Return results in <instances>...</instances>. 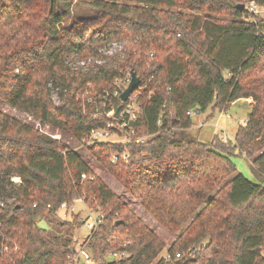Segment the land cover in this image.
I'll list each match as a JSON object with an SVG mask.
<instances>
[{
	"label": "trees",
	"instance_id": "obj_1",
	"mask_svg": "<svg viewBox=\"0 0 264 264\" xmlns=\"http://www.w3.org/2000/svg\"><path fill=\"white\" fill-rule=\"evenodd\" d=\"M248 1L264 8V0H0V264H71L81 215L65 235L38 220L78 200L103 215L84 244L98 264H264V21ZM115 44L123 56L106 54ZM133 73L142 109L135 138L81 144L90 162L2 110L82 142L111 128L106 113L125 104L107 92ZM91 89L96 105L80 96ZM241 99L252 110L234 141L205 144L189 132V113L228 111ZM123 152L129 159L113 164ZM236 155L251 160L258 181L236 174ZM135 206L175 237L172 245ZM122 252V261H107Z\"/></svg>",
	"mask_w": 264,
	"mask_h": 264
},
{
	"label": "rangeland",
	"instance_id": "obj_2",
	"mask_svg": "<svg viewBox=\"0 0 264 264\" xmlns=\"http://www.w3.org/2000/svg\"><path fill=\"white\" fill-rule=\"evenodd\" d=\"M253 4H256V3L249 2V1L246 3L248 8H250ZM252 13L255 14L258 20L264 21V8L259 7L257 12H252ZM120 50H121L120 44L119 45L116 44L113 47V49H111L110 51L112 55H110L109 53L108 54L110 56H115V55L123 56ZM150 64H151V61L148 60V68L150 67ZM77 66L79 68H82L83 65L77 64ZM122 84L125 85L124 79L120 80L119 82H116L115 89H117V85L121 86ZM88 88H92V85H89ZM80 96L83 98L84 102L88 104L96 105L95 104V93L93 92L92 89L85 92L83 95H80ZM53 99L57 106L61 104L56 93L53 94ZM2 110L5 113L21 120L24 124L32 125L33 127H35V129H38L41 133L47 134L51 137H57V140L62 141L63 143L69 145L72 149L76 150L81 156H83V158L86 161L90 162V160H92L91 155L88 152V150L82 146L84 144L83 141L78 142L70 134L61 131L59 128H55L50 124L41 123L39 120L34 119L32 116L26 113H22L14 108H11L10 106L4 105L2 106ZM251 110H252V107L250 105V102L248 100L241 99V100L234 102L228 111L213 110L210 107L204 113L194 112V114L192 115L194 125L190 129L189 132L193 136L199 138V140L205 144H211L215 140V138L222 140V141L224 138H227L229 141H234L239 127L246 123V121L248 120L249 114L251 113ZM108 113H106V117H108L107 116ZM116 113H117V110H115V113L112 117L114 118L115 123L114 124L111 123L110 125L111 128L109 129L112 132L110 139L112 141L122 142L120 144L126 145L130 143L131 140L126 132H122L118 128L117 123H116V118H118L119 115H116ZM137 138L147 140L149 137L148 136L141 137L137 135ZM232 161L234 162L235 167H236V174H243L246 178L252 181H258L252 171L251 160L249 158L236 155L232 157ZM91 164L93 165L92 168L95 170V173L98 176H100L110 186L111 189H113L120 196H123L126 194L124 188L119 184V182H117L107 172L102 170L97 163H95L94 161H91ZM0 204H1V201H0ZM72 206L75 208L74 213L61 209L59 210L58 216L56 218H51L48 211L47 210L44 211L40 215L39 220H38L39 227L44 228L52 232L55 235H65L67 231L69 230L70 226L65 227L64 224L66 222H73L74 221L73 215L75 216V215L80 214L81 215L80 221L81 219L83 218L86 219L90 216H92L93 218H97L98 216V214L94 212L92 209H90L88 206H86L83 201H76L74 205ZM135 207H137L135 209L138 211L140 216H142L153 227L154 226L155 228L157 227L156 225L157 223L153 221V219L149 216L148 213L143 211L140 206H135ZM156 230L160 234L162 239L166 242L167 248L170 245H172V243L175 241V237L172 236L163 227H158V229L156 228ZM91 233L92 231L85 224H83L79 229L78 228L76 229L74 233V237H73V242H74L73 244L76 250L84 249L85 252L89 254L90 256L92 255L87 250L88 249L87 246L84 244H86L87 238L91 235ZM166 255H167V249L163 252L162 256H166ZM106 259L108 262L115 261L114 258L109 255L106 257ZM79 264H87V263L85 262V259L82 258ZM90 264H98V263L93 261Z\"/></svg>",
	"mask_w": 264,
	"mask_h": 264
},
{
	"label": "built area",
	"instance_id": "obj_3",
	"mask_svg": "<svg viewBox=\"0 0 264 264\" xmlns=\"http://www.w3.org/2000/svg\"><path fill=\"white\" fill-rule=\"evenodd\" d=\"M258 9H259V6L256 5V4H253L249 8V10L251 12H257ZM113 47L111 49H113ZM111 49L108 52L110 55H112V53L110 52ZM120 52H122V46H121ZM108 53H106V54L108 56H110ZM115 56H110V57H115ZM151 56H153V54ZM105 62H106L105 60H95L94 61V63L96 65H98V66L105 65ZM89 63L90 62H85L84 61V62H80V63H77V64L83 65L82 68H85V67L87 68ZM77 64L73 65L74 69H78L79 68L77 66ZM123 79L125 80V85L124 84H122L121 86L117 85V89H115L113 93L109 94L107 92L108 96L112 95L114 98H119V100H120L121 95L129 87V85H130V83L132 81V74H126L123 78L117 79L116 82H119L120 80H123ZM136 92L133 93L134 96H132L133 94L131 95V97L129 98V100L127 102H122L120 100L123 104H125V107L122 110H120V112L118 114L119 116H118V118H116V123H117L118 128L122 132H126L128 134V136H129L130 140L135 138L136 128L134 127V124L138 121V118H139V116L141 114V110H142L141 109V104H140V102H139V100L137 98V96H140V93H136ZM114 113H115V110L113 109L110 113L107 114V116L112 118ZM193 114H194V112L193 113H189L190 116H192ZM113 124H112V126H113ZM111 135H112V132L109 129L93 130L89 134V136L86 139L83 140V143L85 145H89V146H92V145H94L96 143H103V142H106V143H122V142H118V141L117 142L116 141H112L110 139ZM52 138L57 139V137H52ZM109 140L112 141V142H110ZM145 141H146L145 139L136 138V142H138V143L139 142L140 143H144ZM223 141L225 143H227L228 139L224 138ZM128 159H129V153L123 152L120 155H114L111 158V162L113 164H117V162H119L120 160L127 161ZM82 177H83V179H85L86 175H83ZM13 181L15 183H19L21 181V179L20 178H14ZM78 201H82V200H78ZM61 209L66 210V211L71 212V213L75 212V208L73 206H69L67 203H63L61 205V207H60V210ZM96 213L98 214L97 218H93L92 216H90V217H88L86 219H84V218L81 219V221L91 231L96 230L100 226L102 221H103V215L98 213V212H96ZM110 256H112L115 261H122L127 255H126V253L122 252V253H112ZM165 257L169 258V256H167V255ZM179 257H180V255L178 254L177 258H179ZM82 258L85 259V262L87 264H90V263L93 262L92 257L89 254H87L84 249H81V250H77V254L72 258L71 264H79L80 260Z\"/></svg>",
	"mask_w": 264,
	"mask_h": 264
},
{
	"label": "water",
	"instance_id": "obj_4",
	"mask_svg": "<svg viewBox=\"0 0 264 264\" xmlns=\"http://www.w3.org/2000/svg\"><path fill=\"white\" fill-rule=\"evenodd\" d=\"M241 9H245L244 5H241ZM141 80L135 73L132 74V81L129 85V87L123 92V94L120 97V100L122 102H127L131 95L140 87ZM120 111V108L117 110L116 115H118Z\"/></svg>",
	"mask_w": 264,
	"mask_h": 264
}]
</instances>
